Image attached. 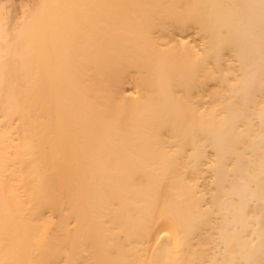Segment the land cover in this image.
Instances as JSON below:
<instances>
[{"label":"bare ground","instance_id":"1","mask_svg":"<svg viewBox=\"0 0 264 264\" xmlns=\"http://www.w3.org/2000/svg\"><path fill=\"white\" fill-rule=\"evenodd\" d=\"M0 264H264V0H0Z\"/></svg>","mask_w":264,"mask_h":264}]
</instances>
